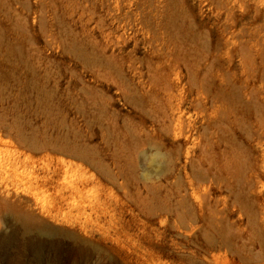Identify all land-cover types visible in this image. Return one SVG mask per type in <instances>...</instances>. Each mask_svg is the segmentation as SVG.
Returning <instances> with one entry per match:
<instances>
[{
  "label": "rangeland",
  "instance_id": "rangeland-1",
  "mask_svg": "<svg viewBox=\"0 0 264 264\" xmlns=\"http://www.w3.org/2000/svg\"><path fill=\"white\" fill-rule=\"evenodd\" d=\"M224 18V0H0V234L59 233L11 264H264V120L204 129L210 64L214 86L238 65Z\"/></svg>",
  "mask_w": 264,
  "mask_h": 264
},
{
  "label": "bare ground",
  "instance_id": "bare-ground-1",
  "mask_svg": "<svg viewBox=\"0 0 264 264\" xmlns=\"http://www.w3.org/2000/svg\"><path fill=\"white\" fill-rule=\"evenodd\" d=\"M224 8L225 18L219 33L227 44H231L228 52L232 51L238 57V65L229 75L226 72L217 74L218 80L214 86L210 64L209 88L204 105L207 110L204 129L210 131L236 126L241 114L251 107H257L264 120V25L259 24L257 17L258 12L264 8V0H224ZM235 8L241 14H237ZM251 11L253 15L248 17ZM244 19H248L247 22H241ZM216 173L218 179L215 181H218L220 172ZM212 202L207 203L208 210L213 208L211 212L225 210L226 202L221 197L214 196ZM19 230L23 232V237L18 236ZM28 230L27 225L21 224L20 229L16 228L8 235L0 234V260L11 264L14 259L12 252L16 255L26 249L40 255L43 250L56 249L57 231L46 229L47 234L43 237L37 233L26 235ZM7 245L13 246V249L8 251Z\"/></svg>",
  "mask_w": 264,
  "mask_h": 264
}]
</instances>
